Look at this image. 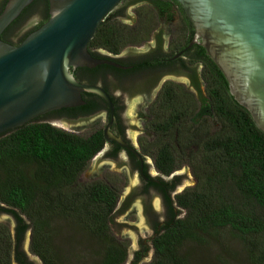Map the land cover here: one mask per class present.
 I'll list each match as a JSON object with an SVG mask.
<instances>
[{
  "label": "trees",
  "instance_id": "16d2710c",
  "mask_svg": "<svg viewBox=\"0 0 264 264\" xmlns=\"http://www.w3.org/2000/svg\"><path fill=\"white\" fill-rule=\"evenodd\" d=\"M174 3L147 0L137 8L132 25L122 22L118 6L98 27L89 43L90 53L104 59L108 57L100 51L118 55L128 47L144 45L161 20L172 21L169 9ZM31 6L5 30L3 41L12 44L10 35L16 32L17 46L48 20L47 7L42 20L26 25ZM201 60L205 92L196 94L169 82L150 111L153 130L166 137L155 157L158 171L170 177L188 166L196 185L175 197L183 214L156 239L155 257L149 264H196L185 247L204 248L209 239L222 246L220 232L226 229L240 237L248 264H264V132L235 101L227 80L204 49ZM94 69L116 71L106 65ZM80 71L71 72L84 83ZM92 95L83 94L86 105L81 111L92 109ZM104 142L102 130L83 137L36 120L0 135V204L17 211L0 209L14 216L17 241L15 245L10 228L0 223V264H29L20 247L28 231L30 250L42 264H73V258L84 264L85 257L75 254L76 248L66 251L56 244L61 223L77 226L96 245L86 258H95L97 264L125 262L126 247L110 230L116 189L102 182L79 184Z\"/></svg>",
  "mask_w": 264,
  "mask_h": 264
},
{
  "label": "water",
  "instance_id": "95a60500",
  "mask_svg": "<svg viewBox=\"0 0 264 264\" xmlns=\"http://www.w3.org/2000/svg\"><path fill=\"white\" fill-rule=\"evenodd\" d=\"M35 1L8 0L0 14V135L50 112L85 106L83 94H93L104 100L110 121H114V104L107 91L99 85L78 81L71 71L102 65L127 69L114 61L94 57L88 48L98 27L123 0H48L49 19L41 27L18 46L3 41L1 36L5 30ZM133 1L121 8L124 15L120 16L130 19L126 9ZM175 1L194 26L193 42L205 49L227 80L230 94L264 132V0ZM34 16L38 17V12L35 11ZM10 38L16 39V34H11ZM140 109L137 100L129 98L125 116L133 126H137ZM79 125L84 129L85 122ZM110 125L104 130V138L128 147L111 133ZM103 170L121 172L115 164L106 165L102 158L95 156L85 174L89 178ZM152 173L155 174L154 170ZM177 176L182 182L175 194L182 193L192 180L186 168L163 177L171 180ZM124 177L123 174V181ZM129 178L133 183L135 177ZM123 187L124 193L113 212L110 229L122 239H130L126 264H134L138 241L145 238L149 228L140 197H133L124 207L132 189L130 184ZM155 198L153 202L157 206ZM0 209L16 211L3 204ZM15 226L14 220L11 228L14 240ZM28 239L31 240V231H28ZM25 247L31 257L29 244Z\"/></svg>",
  "mask_w": 264,
  "mask_h": 264
},
{
  "label": "flooded vegetation",
  "instance_id": "af4514ba",
  "mask_svg": "<svg viewBox=\"0 0 264 264\" xmlns=\"http://www.w3.org/2000/svg\"><path fill=\"white\" fill-rule=\"evenodd\" d=\"M123 1L118 6H121ZM146 1L134 0L132 2L130 7L134 17L131 18L130 25L135 22L137 8L146 4ZM5 2L6 0H0V11ZM47 7L49 13L48 1L34 2L25 22H31L28 24L30 26L35 25L38 20H42L41 13ZM35 11L38 12V17L34 16ZM169 11L172 21L161 20L148 42L139 47H129L130 51L135 52H132L128 57L121 58L119 54L99 52L108 57L104 59L114 61L127 69L106 65L116 70L115 73H106L104 70L81 68L80 74L84 83L99 85L102 88L109 86L108 89L104 88L114 104L116 117L114 121H110L105 101L96 95L90 97L94 105L89 112L81 111L80 107L66 108L50 112L36 119L37 122L48 123L61 130L64 128L72 130L66 132L75 135H78L75 133L76 131H82L79 124L85 122L83 130H91L87 136L83 137L102 130L103 138L104 130L111 122V133L127 144L128 147H122L117 142H109L104 138V145L95 156L102 158L106 165L115 164L117 169L125 175L123 186L130 184L132 194L124 207L135 196L142 200V208L149 231L145 238H140L138 241V248L134 252L132 261L134 264L140 261L149 262L155 257L156 239L169 223L177 220L183 214L182 208L175 201V197L178 195L175 192L182 182L181 179L178 176L171 180L164 179V175L158 171L155 164V157L160 154L163 143H166V137L153 130L154 119L150 116V111L169 82L183 85L196 94L204 93L206 88L202 75L204 64L201 60V50L204 48L193 42L194 26L178 3H174ZM11 34H16V39L10 40V42L13 45L19 43L20 34L16 32ZM131 97H134L141 107L137 113L140 127L131 125L125 116V109ZM152 170L155 174L152 173ZM129 176L135 177L133 183L128 181ZM97 178L98 175H95L92 177L94 180L88 184L102 182L115 188L113 181ZM154 198L157 200V206L153 202ZM0 212L2 211L0 210ZM11 216L14 218L13 215Z\"/></svg>",
  "mask_w": 264,
  "mask_h": 264
},
{
  "label": "rangeland",
  "instance_id": "374dc122",
  "mask_svg": "<svg viewBox=\"0 0 264 264\" xmlns=\"http://www.w3.org/2000/svg\"><path fill=\"white\" fill-rule=\"evenodd\" d=\"M130 1L132 0H124L120 8H123L124 6H126ZM126 15L128 17L130 16V19L124 18L122 16H119V17L121 18L124 24H129V22L131 21V18L134 17L133 10L130 6L126 9ZM132 52L134 53L135 51L133 50L130 51L128 47L119 54V57L126 58ZM136 52H140V51H136ZM206 125L208 124L206 123ZM138 126L140 127V121L137 122V127ZM90 130L91 129L89 130L82 129V131H79V132L76 131L75 133L80 136H87L90 133L89 132ZM64 131L71 132L72 130L64 129ZM208 132H212V130L210 131V128H209ZM91 161L92 159L88 162L84 172L80 176L79 184L85 185V184L92 182L94 180L92 179V177H94L95 175H98L97 179L113 181L115 183L114 186L116 190L119 192L118 193L119 195L118 202H119L122 194L124 193L123 173L103 170L88 178L85 173ZM183 168L187 169L192 179L188 184H186L187 186L186 189L194 187L196 185V180L190 168L188 166H182L180 169H183ZM112 216H113V213H112ZM112 216H111V221H112ZM14 220L15 219L11 215L0 212V223L7 225L10 228V231H11L12 226L14 227ZM111 221H110V226H111ZM60 228H61V232L59 231L60 233L55 238V242L59 247L63 248L64 250L72 251L74 248H76L75 254L79 255L81 258L82 257L86 258V255L90 252L91 249L94 252L97 250L96 245L90 240L87 233H85L83 230L73 225L72 223H61ZM110 230H111V233L121 243L125 245L127 249V257H128L129 250L131 247L130 239H122L112 229ZM14 241H15V245H17L16 239ZM220 241L222 243V246H218L215 242H212V239L208 240L209 244L207 247H204V248H200L194 245H188L185 247L184 252H186L187 255L191 257V259L196 264H248L246 248L243 246L240 240V237L238 236L236 232H234L231 229L222 230L220 232ZM30 242L31 240L28 239V233H27L20 244L21 249L24 251V253L27 256V260L29 264H42V261L31 252L30 248H29V253L31 257H29L27 249H25L26 248L25 246L27 243L30 246ZM85 258H84V264H97V260L95 258H90V256H87L86 259ZM153 259L154 257L149 262L145 261L144 264H149L150 262L153 261ZM126 260L123 264H126ZM72 263L79 264V259L77 262L75 261V258H73ZM16 264L18 263L16 262Z\"/></svg>",
  "mask_w": 264,
  "mask_h": 264
}]
</instances>
